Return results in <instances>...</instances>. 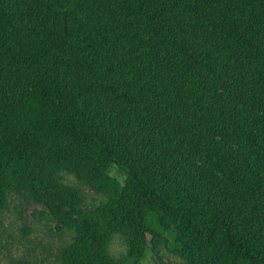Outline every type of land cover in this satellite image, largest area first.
Here are the masks:
<instances>
[{"label": "trees", "instance_id": "1", "mask_svg": "<svg viewBox=\"0 0 264 264\" xmlns=\"http://www.w3.org/2000/svg\"><path fill=\"white\" fill-rule=\"evenodd\" d=\"M111 163L106 202L66 187L61 264H139L153 222L190 264H264V0H0V206Z\"/></svg>", "mask_w": 264, "mask_h": 264}, {"label": "rangeland", "instance_id": "2", "mask_svg": "<svg viewBox=\"0 0 264 264\" xmlns=\"http://www.w3.org/2000/svg\"><path fill=\"white\" fill-rule=\"evenodd\" d=\"M110 179L99 185L80 179L65 167L52 171V184L42 195L10 187L0 206V264H61L62 253L75 235L71 225L56 217L65 211L76 215L66 202V187L78 188L77 206L95 207L110 198L114 187L125 180V170L115 163L105 169ZM63 193V194H62ZM59 216V215H58ZM105 238L108 253L119 259L126 250L127 235L117 225H107ZM147 233L146 247L139 264H190L188 258L173 246L171 234L153 222ZM154 231V232H153Z\"/></svg>", "mask_w": 264, "mask_h": 264}]
</instances>
